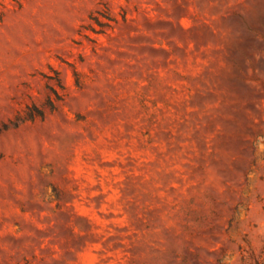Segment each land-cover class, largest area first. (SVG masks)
I'll return each instance as SVG.
<instances>
[{
	"label": "rangeland",
	"instance_id": "1",
	"mask_svg": "<svg viewBox=\"0 0 264 264\" xmlns=\"http://www.w3.org/2000/svg\"><path fill=\"white\" fill-rule=\"evenodd\" d=\"M262 259L264 0H0V264Z\"/></svg>",
	"mask_w": 264,
	"mask_h": 264
},
{
	"label": "trees",
	"instance_id": "2",
	"mask_svg": "<svg viewBox=\"0 0 264 264\" xmlns=\"http://www.w3.org/2000/svg\"><path fill=\"white\" fill-rule=\"evenodd\" d=\"M106 19H108L110 22L116 21V19L109 13L108 16H105ZM92 19H95L98 21V18L96 16H91ZM59 85L64 89L65 86L62 83V80L59 79ZM53 94H50L46 103V107H38L34 106L33 108L35 109L36 112L31 111L30 115L24 116L23 114H18L15 118V120H11V123L14 127L19 126L21 123L25 121H31L35 120L37 118H44L46 116V108H49L50 110H55L56 109V102L62 100V95L59 93V91L53 90ZM257 264H264V259L258 260Z\"/></svg>",
	"mask_w": 264,
	"mask_h": 264
}]
</instances>
